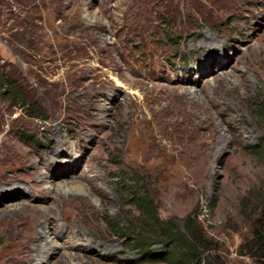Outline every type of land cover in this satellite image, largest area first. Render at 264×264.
Segmentation results:
<instances>
[{
  "label": "rangeland",
  "instance_id": "1",
  "mask_svg": "<svg viewBox=\"0 0 264 264\" xmlns=\"http://www.w3.org/2000/svg\"><path fill=\"white\" fill-rule=\"evenodd\" d=\"M2 77L41 119L0 92V264H170L134 182L188 264H264V0H0Z\"/></svg>",
  "mask_w": 264,
  "mask_h": 264
},
{
  "label": "trees",
  "instance_id": "2",
  "mask_svg": "<svg viewBox=\"0 0 264 264\" xmlns=\"http://www.w3.org/2000/svg\"><path fill=\"white\" fill-rule=\"evenodd\" d=\"M5 79V81H3ZM0 79V92L3 97L13 101L20 110L26 114H33L31 117L38 120L40 116L34 115L35 103L29 99L22 90L8 77ZM33 110V111H32ZM138 182H134L125 192L126 198L135 207L141 220L142 234L144 239H132L133 250L143 262L167 261L170 264L199 263L198 243L196 240L197 229L190 220L185 221V234L177 231V228L169 222H163L157 214V207L150 197L141 190H136ZM123 238H126L125 236ZM259 245L264 247V231L259 232ZM190 240L192 242H190ZM159 246V251L153 250Z\"/></svg>",
  "mask_w": 264,
  "mask_h": 264
},
{
  "label": "bare ground",
  "instance_id": "3",
  "mask_svg": "<svg viewBox=\"0 0 264 264\" xmlns=\"http://www.w3.org/2000/svg\"><path fill=\"white\" fill-rule=\"evenodd\" d=\"M214 42V41H213ZM24 163V162H23ZM26 164V163H25ZM17 184H12V186L8 189V190H13V189H17ZM20 188V187H19ZM29 207V206H28ZM36 208V207H35ZM26 209V208H25ZM37 211V209L35 210V212ZM39 213V212H38ZM38 215V214H37ZM45 216H46V212H44V213H42V214H39L38 215V217H36V216H33L34 217V219L33 220H35V223L36 222H41L42 220H45L44 218H45ZM42 219V220H41ZM42 226H43V229H47V224H48V221L47 220H45V221H43L42 223ZM41 226V225H40ZM38 227V226H37ZM39 228V227H38ZM36 229V228H35ZM41 229V228H40ZM39 229V230H40ZM39 230H35V242H37L38 240H40L41 239V237H42V233L39 231ZM33 231V230H32ZM31 231V232H32ZM43 231V230H42ZM63 234V233H62ZM62 234H60V235H62ZM28 241H31V240H28ZM27 241V242H28ZM31 243H33V242H31ZM28 244V243H27ZM43 244V243H42ZM50 252V248L49 247H39V246H37L36 248H35V254L33 255V259H35V261H38V260H40L41 259V257L42 256H44V255H46L47 253H49ZM29 259V258H28ZM31 261V260H30Z\"/></svg>",
  "mask_w": 264,
  "mask_h": 264
}]
</instances>
